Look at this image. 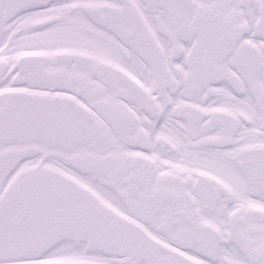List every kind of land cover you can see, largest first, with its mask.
<instances>
[{"label":"snow or ice","instance_id":"6c2138e0","mask_svg":"<svg viewBox=\"0 0 264 264\" xmlns=\"http://www.w3.org/2000/svg\"><path fill=\"white\" fill-rule=\"evenodd\" d=\"M0 264H264V0H0Z\"/></svg>","mask_w":264,"mask_h":264}]
</instances>
